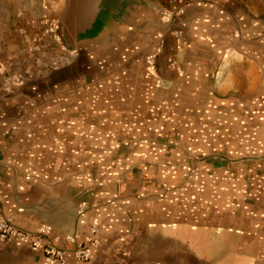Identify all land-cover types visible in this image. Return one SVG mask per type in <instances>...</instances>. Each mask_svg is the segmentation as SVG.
Segmentation results:
<instances>
[{
  "label": "crops",
  "instance_id": "obj_1",
  "mask_svg": "<svg viewBox=\"0 0 264 264\" xmlns=\"http://www.w3.org/2000/svg\"><path fill=\"white\" fill-rule=\"evenodd\" d=\"M166 4L0 0V264H264V0Z\"/></svg>",
  "mask_w": 264,
  "mask_h": 264
},
{
  "label": "built area",
  "instance_id": "obj_2",
  "mask_svg": "<svg viewBox=\"0 0 264 264\" xmlns=\"http://www.w3.org/2000/svg\"><path fill=\"white\" fill-rule=\"evenodd\" d=\"M186 1L187 0H167V4L163 9V18L167 21L177 19L179 16L183 14ZM43 6L47 9L43 13L41 19L39 20L41 26H43V33L45 35L52 36L56 38L57 40L61 41L62 39L60 38V35L58 34V31H57V28H58L57 19L48 10L47 2H43ZM172 36L174 38V43L170 46V49L174 51L179 46V43L182 40L183 34L181 30H175L173 31ZM42 39H43L42 36L38 38L39 41H41ZM164 45H165V42L162 41L160 48H158L148 57L150 64L155 65L157 63L159 53L161 52V47H164ZM167 63L174 70L180 69V65L176 61L173 55H170L167 57ZM52 65L54 68H59L61 67L62 64L61 62L54 60L52 62ZM25 79H26L25 75L9 74L4 79L3 87L6 91H13L17 89L18 87L22 86L25 83ZM82 207L84 206L82 205ZM48 229H50L48 225L43 226L44 231H48ZM96 229H97V225L95 223L92 224L91 230L95 231ZM10 237H18L24 241H30L34 245H37L41 242V237L32 236L29 231L18 227L12 216L5 215L3 212L0 211V238L2 240H7ZM64 238L65 240L72 242V243H75L78 241L77 234L67 235ZM55 239H59V236H55ZM93 243H95L94 240H92L91 237H87L82 244L78 245L76 249V256L79 259H83V260L89 259L90 258L89 246ZM46 249L49 254V258L52 260H55L56 258H59L62 256V251L57 249L55 246L50 245V243Z\"/></svg>",
  "mask_w": 264,
  "mask_h": 264
}]
</instances>
